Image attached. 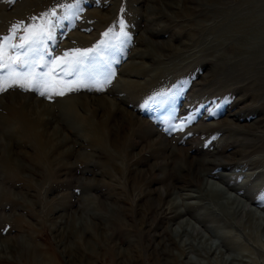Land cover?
<instances>
[{"label": "rangeland", "instance_id": "1", "mask_svg": "<svg viewBox=\"0 0 264 264\" xmlns=\"http://www.w3.org/2000/svg\"><path fill=\"white\" fill-rule=\"evenodd\" d=\"M76 2L0 0V36L56 10L54 56L129 34L94 61L102 90L0 92V264H264V223L208 218L176 178L207 159L201 182L234 173L222 186L264 218V0ZM182 220L204 237H175Z\"/></svg>", "mask_w": 264, "mask_h": 264}, {"label": "snow or ice", "instance_id": "2", "mask_svg": "<svg viewBox=\"0 0 264 264\" xmlns=\"http://www.w3.org/2000/svg\"><path fill=\"white\" fill-rule=\"evenodd\" d=\"M78 4L79 0L75 5L61 7L71 9ZM57 18L56 10L53 9L50 14L45 13L43 17L33 18L34 21L43 22L29 24L21 21L11 26L9 35L0 36V92L14 87L23 90L37 89L40 90V95L51 99L53 91L57 95H64L63 90L57 91L58 87L73 91L99 86L98 90H102L104 84L110 83L114 74L111 71L98 74L93 69V64L99 60L107 69L105 50L114 48L116 41L121 45L127 43L129 34L125 31L124 21L121 20L118 24V36L101 40L93 48L71 49L60 56H54L51 55L49 45L56 39L54 28ZM68 18L69 16L65 15L59 19ZM21 31L23 35H19L20 42L15 43ZM112 31L113 29H109L103 34L104 37L108 38ZM11 51L15 54H10ZM48 56H51V59H46ZM42 65L46 66L47 71H37ZM18 67L26 70L18 71ZM73 76L77 78L68 79Z\"/></svg>", "mask_w": 264, "mask_h": 264}, {"label": "bare ground", "instance_id": "3", "mask_svg": "<svg viewBox=\"0 0 264 264\" xmlns=\"http://www.w3.org/2000/svg\"><path fill=\"white\" fill-rule=\"evenodd\" d=\"M150 33L152 35L153 34H157V32L155 30H150ZM131 72L132 73L134 72V74H139V69L138 68L135 69V70L133 69ZM94 102H95V100H94ZM106 103H109L110 104L109 101L106 102ZM43 124H46V122L43 121V120H41V119H39L38 122L36 124H34V126H35L34 129L36 127L42 126ZM35 135L37 136L39 143H41L43 145L42 138L44 137V133L41 132V131H39V130H37L35 132ZM53 140H55V138H53ZM149 140H148V142H149ZM52 141H51V143H52ZM156 148H157V145H156ZM189 149L190 148L183 150V151H185L184 153H186V155L188 154L187 153V150H189ZM178 150H179V148H178ZM66 154H68V153H66ZM187 159H188V162L186 160H184L185 161L184 164H183L184 167H181L180 170H179L180 173L177 174V177L176 176H174V177H176L177 179H181L182 177H189L190 180L194 181V183L195 182L197 183V185L195 186L196 188L193 191V193H188L187 195H189L191 197L192 196L198 197V200H199L198 203L203 205V208H205L204 212L206 213V215H207L208 218H211L212 219V217L214 216L216 221H218V222L223 221L224 223H234V221H236L237 223H238V221L239 222H241V221L242 222H248V223L250 222L251 224L252 223H256V221H259L260 225H262L264 223L263 222L264 221V218H262L261 216H258L256 213L251 212L250 205H249V208H248V204H249L248 201L245 202V203H242L241 201H239L237 199L238 197L236 198L235 196H233V193H229L228 194V192L222 186V184L224 182L226 184L229 183V179H232V177H234V175H235L234 173L226 174L224 176L217 175L220 184L217 183V181L216 182L209 181V182L203 183V182H201V180L203 178H206V177L212 176V175L213 176L216 175L213 172V170H210V169H208L206 167V164H208V163L205 164L204 162L205 161L207 162V159H204L205 161H199V162L196 161L195 158H194L195 160L194 159H190L189 160V157ZM168 170H170V169H168ZM168 170H166V171H168ZM170 172H171V170H170ZM165 173H164V175H165ZM162 178L164 179V177H162ZM170 179H168V180L170 181ZM245 182H248V180H245ZM168 187H169V185H168ZM170 202L172 204L171 205L168 204V209H167V210H169V213H174V216L175 217H178V218L181 217V216H183V214L185 212L183 211V209L182 210L180 209V207H181V204L179 203L180 201L170 200ZM195 204H196V202H195ZM189 224H191V223L188 220H182V221H180L178 223V226L176 228L173 229L172 227H170L169 229H172V234L175 237H178V236L182 235L183 233H185V234H192L194 236L197 235V236H200V238L204 237V234H202L198 230V228L196 226L195 227H192L191 226L192 228L190 229ZM224 238H225V236H224ZM184 244L186 245V242H184ZM187 245H188V243H187ZM193 246H194L193 244L189 246L191 250H193L195 248Z\"/></svg>", "mask_w": 264, "mask_h": 264}]
</instances>
